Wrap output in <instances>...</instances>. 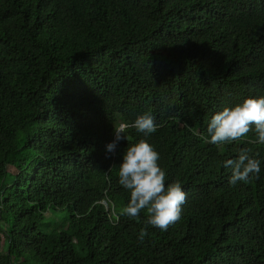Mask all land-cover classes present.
I'll return each mask as SVG.
<instances>
[{"label": "trees", "instance_id": "trees-1", "mask_svg": "<svg viewBox=\"0 0 264 264\" xmlns=\"http://www.w3.org/2000/svg\"><path fill=\"white\" fill-rule=\"evenodd\" d=\"M264 97V0H0V264H264V144L208 143L212 116ZM144 113L157 131L114 128ZM145 139L186 193L167 231L121 216ZM241 149L259 179L230 185ZM70 232L37 230L63 210ZM5 221L4 224L1 222Z\"/></svg>", "mask_w": 264, "mask_h": 264}, {"label": "clouds", "instance_id": "clouds-1", "mask_svg": "<svg viewBox=\"0 0 264 264\" xmlns=\"http://www.w3.org/2000/svg\"><path fill=\"white\" fill-rule=\"evenodd\" d=\"M255 129L256 143L264 144V97L248 98L234 107H225L214 114L208 124V143L213 145L231 144L245 137ZM135 129L145 137L157 131L155 117L150 113L139 115L134 122H122L114 128V140L107 151L115 153L121 141H127L128 129ZM160 155L145 140L141 139L126 148L119 165L118 183L130 192V199L119 214L113 212L110 219L119 222L121 216L138 219L140 213L147 212L145 227L138 239L143 242L148 235V227L161 231L178 222L186 193L179 181L166 184V172L159 166ZM224 168L231 169L230 185L250 183L259 179L260 161L250 157L247 149H241L238 158L223 162Z\"/></svg>", "mask_w": 264, "mask_h": 264}, {"label": "rangeland", "instance_id": "rangeland-1", "mask_svg": "<svg viewBox=\"0 0 264 264\" xmlns=\"http://www.w3.org/2000/svg\"><path fill=\"white\" fill-rule=\"evenodd\" d=\"M4 223L5 221H2L1 225ZM4 229H6V223L4 225ZM37 230L48 237L53 234L70 232L69 216L67 212L64 211V209L57 210L56 212L51 210L46 211L43 220L37 226Z\"/></svg>", "mask_w": 264, "mask_h": 264}]
</instances>
